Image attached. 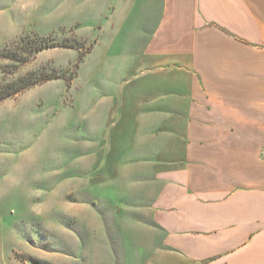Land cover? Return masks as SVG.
Here are the masks:
<instances>
[{"label":"rangeland","instance_id":"rangeland-1","mask_svg":"<svg viewBox=\"0 0 264 264\" xmlns=\"http://www.w3.org/2000/svg\"><path fill=\"white\" fill-rule=\"evenodd\" d=\"M135 12V0H0V97L59 77L0 101V264L132 262L146 154L163 145L136 119ZM35 36L54 47L27 54L20 40Z\"/></svg>","mask_w":264,"mask_h":264},{"label":"crops","instance_id":"crops-1","mask_svg":"<svg viewBox=\"0 0 264 264\" xmlns=\"http://www.w3.org/2000/svg\"><path fill=\"white\" fill-rule=\"evenodd\" d=\"M135 9L136 119L163 145L123 262L264 264V0Z\"/></svg>","mask_w":264,"mask_h":264},{"label":"trees","instance_id":"trees-1","mask_svg":"<svg viewBox=\"0 0 264 264\" xmlns=\"http://www.w3.org/2000/svg\"><path fill=\"white\" fill-rule=\"evenodd\" d=\"M21 44H24L25 43H28V45L31 47V49L33 48V52H27L30 53V55H34L35 53H38L44 49H48V48H52L54 47L53 44H49L44 38H41V37H37L35 36L34 38H31V37H23L21 38L20 40ZM32 45H35L32 46ZM6 51H3L0 55L1 57L3 58H6ZM59 77L54 73H47V74H41V75H31L28 79H27V82L26 84H24L23 86H19L17 85L15 87V89H13V91L11 92V94L7 97H0V101L2 100H5L9 97H12V96H16L18 94L21 93V91H25V90H28L30 88H32L33 86H36V85H40L42 83H45L47 81H50V80H55V79H58ZM22 83V82H21Z\"/></svg>","mask_w":264,"mask_h":264}]
</instances>
